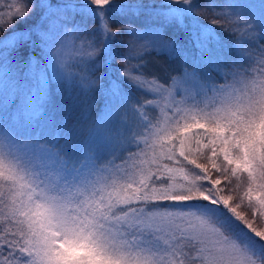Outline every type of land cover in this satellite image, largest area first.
Returning <instances> with one entry per match:
<instances>
[{
    "label": "snow or ice",
    "instance_id": "obj_1",
    "mask_svg": "<svg viewBox=\"0 0 264 264\" xmlns=\"http://www.w3.org/2000/svg\"><path fill=\"white\" fill-rule=\"evenodd\" d=\"M0 264H264V0H0Z\"/></svg>",
    "mask_w": 264,
    "mask_h": 264
},
{
    "label": "trees",
    "instance_id": "obj_2",
    "mask_svg": "<svg viewBox=\"0 0 264 264\" xmlns=\"http://www.w3.org/2000/svg\"><path fill=\"white\" fill-rule=\"evenodd\" d=\"M222 83V81H220Z\"/></svg>",
    "mask_w": 264,
    "mask_h": 264
}]
</instances>
